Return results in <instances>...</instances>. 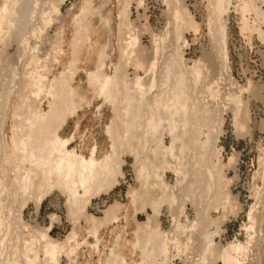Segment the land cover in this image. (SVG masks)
<instances>
[{
    "label": "rangeland",
    "instance_id": "obj_1",
    "mask_svg": "<svg viewBox=\"0 0 264 264\" xmlns=\"http://www.w3.org/2000/svg\"><path fill=\"white\" fill-rule=\"evenodd\" d=\"M52 135L106 171L46 178ZM162 243L264 264V0H0V264H164Z\"/></svg>",
    "mask_w": 264,
    "mask_h": 264
},
{
    "label": "bare ground",
    "instance_id": "obj_2",
    "mask_svg": "<svg viewBox=\"0 0 264 264\" xmlns=\"http://www.w3.org/2000/svg\"><path fill=\"white\" fill-rule=\"evenodd\" d=\"M179 14V13H178ZM125 48V47H124ZM132 53V52H131ZM139 54H137V56H138ZM141 57V56H140ZM139 57V58H140ZM128 58V57H127ZM141 59V58H140ZM137 60H139L138 58H137ZM154 60V59H153ZM155 63V62H154ZM152 64V63H151ZM197 65H199V64H197ZM153 66V67H152ZM150 67L153 69L154 68V65H150ZM149 67V69L151 70V68ZM195 67H197V66H195ZM189 69V68H188ZM194 69V68H193ZM148 70V69H147ZM169 70V69H168ZM190 70V69H189ZM192 70V69H191ZM195 70L197 71V68H195ZM149 71V70H148ZM150 72V71H149ZM165 72V71H164ZM198 72V71H197ZM163 73V72H162ZM193 73V72H192ZM199 73V72H198ZM152 74V73H151ZM195 74V73H194ZM197 74V73H196ZM62 75V74H61ZM165 76H166V74H164ZM199 75V74H198ZM195 77V76H194ZM199 77V76H198ZM196 79V78H195ZM105 81H106V79H104ZM165 80H167V79H165ZM154 81V80H153ZM197 81V80H196ZM127 82V81H126ZM106 83V82H105ZM135 83H136V85L137 86H140L139 84V78L137 77L136 78V80H135ZM135 83L133 84V85H135ZM104 85V84H103ZM135 85V86H136ZM151 85H152V82H151ZM150 85V86H151ZM177 85V84H176ZM176 85H174L175 87H176ZM135 86H133V87H135ZM136 86V87H137ZM132 88V87H131ZM139 88V87H138ZM180 88H182V87H180ZM188 88V87H187ZM139 89H141V88H139ZM172 89V88H171ZM179 89V88H178ZM177 89V90H178ZM185 89V88H184ZM124 90H126V89H124ZM136 90H138V89H136ZM133 91V90H132ZM180 91V90H179ZM124 92V91H123ZM138 92V91H137ZM141 92V91H140ZM177 92V91H176ZM117 93V92H116ZM169 93H171V92H169ZM183 93V92H182ZM181 93V94H182ZM131 94H132V92H131ZM137 94V93H136ZM135 93H134V95H136ZM185 94V93H184ZM191 94V93H190ZM126 95V93L124 94V96ZM162 94H160V96H161ZM144 96V95H143ZM160 96H158V97H160ZM172 95H170L169 97H170V99L169 100H164L165 101V103H164V101H163V103L164 104H166V103H168L169 102V104H171V102H172V104H174L173 103V99L176 101V98L174 97V96H176L175 94H174V92H173V98L171 97ZM178 96V95H177ZM180 96H182V95H180ZM112 97V96H111ZM157 97V98H158ZM168 97V98H169ZM122 98V97H121ZM125 98V97H124ZM128 98V97H127ZM132 98V97H131ZM131 98H128V99H131ZM136 98V97H135ZM180 98V97H179ZM134 99V98H133ZM136 99H139V100H141L142 101V99H140V98H136ZM160 98H158V100H159ZM165 99H167V97L165 98ZM178 99V98H177ZM157 100V101H158ZM160 100V101H161ZM182 100V99H181ZM123 101H125L124 99H123ZM137 101V100H136ZM146 101V100H145ZM149 101V100H148ZM171 101V102H170ZM114 102V101H113ZM127 102V101H126ZM152 102V101H151ZM156 102V101H155ZM154 102V103H155ZM184 102V101H183ZM186 102V101H185ZM128 103H130V102H128ZM134 103H138V102H134ZM142 103V102H141ZM157 103V102H156ZM162 102L161 103H159V101H158V104H159V106H163V105H161V104H163ZM182 103V102H181ZM195 103V102H194ZM125 104V103H124ZM131 104V103H130ZM129 104V105H130ZM133 104V103H132ZM158 104H152V106L153 105H155V107H157L158 106ZM171 104V105H172ZM177 104V103H176ZM175 104V105H176ZM53 105H55V103H53L52 104V106ZM127 105V104H126ZM125 105V106H126ZM136 105V104H135ZM139 105V104H138ZM146 105V104H145ZM157 105V106H156ZM171 105H165V106H163L164 108L166 107L167 109H169V110H172V109H174L173 107H174V105L171 107ZM140 106V105H139ZM141 106H142V104H141ZM147 106V105H146ZM145 106V107H146ZM158 106V107H159ZM168 106V107H167ZM179 106V105H178ZM181 106V105H180ZM204 106V105H203ZM202 106V107H203ZM129 107V106H128ZM127 107V108H128ZM143 107V106H142ZM171 109H170V108ZM176 107V106H175ZM140 108V107H139ZM147 108H150V107H148L147 106ZM154 108V107H153ZM164 108H162V109H164ZM165 108V110L164 111H166L167 109ZM178 108V107H177ZM183 108V107H182ZM207 108V107H206ZM130 109V108H129ZM161 109V110H162ZM194 109V108H193ZM134 110H136V109H134ZM143 110V109H142ZM150 110V109H149ZM154 110V109H153ZM157 109H155V111H152V113L153 112H157V113H159V110H157ZM182 110V109H181ZM180 110V111H181ZM139 111V110H138ZM162 112L163 113V115H164V113L165 112ZM184 111V110H183ZM203 111V110H202ZM142 112V111H141ZM167 112H169V111H167ZM171 112V111H170ZM169 112V113H170ZM172 112H174V110L172 111ZM177 111H175L174 112V114L172 113L171 115L173 116V115H175V113H176ZM185 112V111H184ZM136 113V112H135ZM152 113H151V115H152ZM197 113V112H196ZM55 114V112L54 111H52L51 112V114H50V116H52V115H54ZM131 114V113H130ZM139 114V113H138ZM168 114V113H167ZM154 115V114H153ZM153 115H152V117H153ZM156 116L158 115V114H155ZM162 114H159L158 116H157V118H160V116H161ZM182 115H184L183 113H182ZM197 115V114H196ZM142 116V115H141ZM167 115H165L164 117H166ZM195 116V115H194ZM155 117V116H154ZM181 117V116H180ZM196 117V116H195ZM51 118V117H50ZM135 118V117H134ZM143 118V117H142ZM147 118H149V116L147 117ZM157 118H155L154 120H155V122H157L158 121V123H159V120H162L161 118H163V117H161L160 119H157ZM167 118V117H166ZM137 119V118H136ZM195 119V118H194ZM146 120V119H145ZM148 120H150V119H148ZM153 120V119H152ZM151 120V121H152ZM166 120V119H165ZM172 120V119H171ZM193 120V119H192ZM134 121H136V120H134ZM170 121V120H169ZM149 122V121H148ZM155 122H153L152 121V124L154 123L155 124ZM171 123V122H170ZM185 123V122H184ZM156 125V124H155ZM128 126V125H127ZM140 126V125H139ZM170 126H172V125H170ZM183 126V125H182ZM153 127H155V126H152V129H153ZM157 127V126H156ZM41 128V127H40ZM45 128H50V126H47V125H45ZM125 128H127L126 126H125ZM149 128V127H148ZM147 128V129H148ZM151 129V128H150ZM172 129H174V127L172 128ZM48 131V130H47ZM126 131V130H125ZM184 132H185V130H184ZM183 132V133H184ZM49 133H51L50 131H49ZM124 133V132H123ZM53 134V133H52ZM125 134V133H124ZM115 135V134H114ZM124 136V135H123ZM181 136H183V135H181ZM129 137V136H128ZM147 137V136H146ZM145 139V138H144ZM69 139H65V140H62V139H59L57 136H53L52 135V147H51V149H52V153H55L56 155H51L52 156V158H50V159H48V160H41V159H38L37 160V163H38V169H39V171L41 172V174H43V173H46V178H49L50 177V175L52 174V173H55L56 174V176H59L60 174H63V176H66V175H69V174H76L77 175V177H78V182L81 184V185H85L86 184V182H87V179L88 178H90V177H92V176H94L96 173L98 174L99 173V171L97 172V169L99 170V169H103L102 171H104L105 170V168H107V162H109V161H107V159H108V156L106 155L105 157L106 158H104V159H101L100 161H96L94 158H92V153L90 154V157L88 158V159H85V158H83V157H80V156H75L74 154H73V152H71V151H67L66 149L65 150H63L62 148L66 145V143H67V141H68ZM117 141V140H116ZM114 142V141H113ZM138 142V141H137ZM130 143V142H129ZM139 146V145H138ZM130 147V146H129ZM116 149V148H115ZM135 149H136V147H135ZM137 150V149H136ZM94 151V150H93ZM135 151V150H134ZM136 152V151H135ZM134 152V153H135ZM111 158V157H110ZM110 160V159H109ZM107 163V164H106ZM113 164V163H112ZM116 166V165H115ZM110 167V166H109ZM113 169V168H112ZM37 170V169H36ZM101 171V172H102ZM106 171V170H105ZM104 173H106V172H104ZM108 173V172H107ZM111 173V172H110ZM96 174V175H97ZM35 175V174H34ZM99 175H101V174H99ZM210 177V176H209ZM211 181V180H210ZM208 182H209V180H208ZM165 188V187H164ZM167 188H165L164 190H162L163 192H162V195H163V197L164 196H166L167 194H166V191H168V190H166ZM191 193V192H190ZM208 195V194H207ZM168 196V195H167ZM162 196H158V198L156 199V200H158L159 198H161ZM162 197V198H163ZM155 203H156V201H154ZM152 204H154L153 203V201L151 202ZM155 209V208H154ZM153 209V211H154V216H156L157 215V209H155L154 210ZM233 245V244H232ZM51 246H53V245H51ZM165 243H162V244H160L158 247L160 248V249H162V251H160V254H161V256H162V262L163 263H165L166 262V258H167V256H166V254H167V252H166V249H165ZM239 247L240 246H238V245H233V247L231 248V249H233L234 251L235 250H238L239 249ZM53 248V247H52ZM232 250V251H233ZM225 256H226V254H225ZM224 256V257H225ZM228 257H229V255H228ZM223 259V258H222ZM226 259V258H225ZM229 260H230V258H229ZM233 260V259H232ZM232 260H230V261H232ZM230 261H229V263H230ZM225 262H227V260L225 261Z\"/></svg>",
    "mask_w": 264,
    "mask_h": 264
},
{
    "label": "built area",
    "instance_id": "obj_3",
    "mask_svg": "<svg viewBox=\"0 0 264 264\" xmlns=\"http://www.w3.org/2000/svg\"><path fill=\"white\" fill-rule=\"evenodd\" d=\"M202 251L176 252L164 264H208Z\"/></svg>",
    "mask_w": 264,
    "mask_h": 264
}]
</instances>
